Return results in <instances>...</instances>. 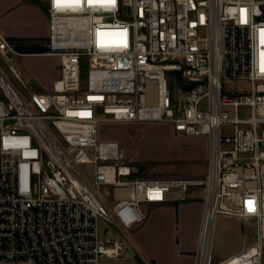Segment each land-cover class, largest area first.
<instances>
[{"label":"built area","instance_id":"obj_1","mask_svg":"<svg viewBox=\"0 0 264 264\" xmlns=\"http://www.w3.org/2000/svg\"><path fill=\"white\" fill-rule=\"evenodd\" d=\"M44 1L48 54L60 60L49 92L23 82L0 36L12 76L0 67V264H100L120 244L99 239V219L128 238L143 205L183 201L191 188L201 203L193 264H262L264 0ZM102 121L204 136L203 177H137L116 142L97 141ZM218 214L252 220L253 237L214 261Z\"/></svg>","mask_w":264,"mask_h":264},{"label":"rangeland","instance_id":"obj_2","mask_svg":"<svg viewBox=\"0 0 264 264\" xmlns=\"http://www.w3.org/2000/svg\"><path fill=\"white\" fill-rule=\"evenodd\" d=\"M28 1L36 0H0V8L4 5H8L7 8L15 7ZM17 59L21 58L13 54L9 57L8 63L26 83L25 76L16 64ZM22 61L27 62L30 67L40 68L45 65L54 70L59 66L56 57H27ZM0 67L12 78L2 61ZM166 81L176 99L181 98L183 91L179 88L178 79L167 73ZM224 134L229 135V130H225ZM97 141L116 142L121 154L119 160L134 166L137 170L140 169L136 174L140 178L198 180L205 173L206 138L202 135L188 136L182 132H173L167 123L102 121L98 126ZM194 190L199 194L198 189ZM187 194L183 197L187 198ZM170 205L172 204H167ZM182 208L184 210L181 213ZM197 213V205L191 203L178 209L174 207L157 210L150 216L146 227L136 234H132L133 231L128 232V238L116 233L104 220L99 219V239L104 241L115 238L120 244L118 255L114 258H103L100 264H182L183 259L177 256V249L191 246L197 238ZM104 229H107L105 234ZM252 237V220L238 221L235 217L218 214L215 218L211 245L213 260H222L236 252L244 244L252 242ZM176 243L179 245L178 248L175 246Z\"/></svg>","mask_w":264,"mask_h":264},{"label":"crops","instance_id":"obj_3","mask_svg":"<svg viewBox=\"0 0 264 264\" xmlns=\"http://www.w3.org/2000/svg\"><path fill=\"white\" fill-rule=\"evenodd\" d=\"M7 7L8 5H4L0 8V36H2L6 40V42L11 46L14 55L18 58H21L17 59L16 64L22 75L25 76L27 84L24 81L23 82L33 90L39 92H49L51 90L52 82L59 75V66L53 70L52 68L47 67L45 65H42L40 68L35 66L30 67V65L25 62L27 65L26 67L25 63L22 61V59L27 57H56L60 65V60L57 56L48 54V21L46 13V2L44 0L28 1L25 4H19L15 7ZM12 55L13 54H11V56ZM172 131L174 132L173 129ZM206 157L207 142L206 155L204 158L205 161ZM194 189L196 188H191L186 192V194H188L187 198H184V201H171L161 205H143L142 209L147 213V218L143 223L133 227L130 230L131 232L133 231L132 234H136L138 231L146 227L150 216L155 213V211L172 209L174 207L178 209V207L180 208L181 206L187 205L189 203L193 205L196 204L198 207V213L196 215V228L198 230L201 216V203L199 200V194H197ZM167 204H172L174 206H167ZM183 210L184 208L181 209V213ZM195 242L196 239H194L191 246L180 248H178V243L175 244V246L178 248L177 256L183 259L182 264H193V252L196 247ZM234 253L235 252H232L227 257Z\"/></svg>","mask_w":264,"mask_h":264},{"label":"snow or ice","instance_id":"obj_4","mask_svg":"<svg viewBox=\"0 0 264 264\" xmlns=\"http://www.w3.org/2000/svg\"><path fill=\"white\" fill-rule=\"evenodd\" d=\"M55 3L57 5H59L61 3V0H55ZM262 70H264V53H262ZM246 206H247L249 212L254 211V202L253 201H247Z\"/></svg>","mask_w":264,"mask_h":264},{"label":"trees","instance_id":"obj_5","mask_svg":"<svg viewBox=\"0 0 264 264\" xmlns=\"http://www.w3.org/2000/svg\"><path fill=\"white\" fill-rule=\"evenodd\" d=\"M138 171H140V169H138Z\"/></svg>","mask_w":264,"mask_h":264}]
</instances>
